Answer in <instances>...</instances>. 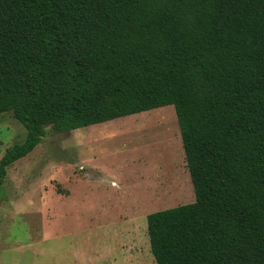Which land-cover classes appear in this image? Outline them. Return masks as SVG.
<instances>
[{"label": "trees", "instance_id": "1", "mask_svg": "<svg viewBox=\"0 0 264 264\" xmlns=\"http://www.w3.org/2000/svg\"><path fill=\"white\" fill-rule=\"evenodd\" d=\"M172 106L194 202L146 217L155 264H264V0H0V159Z\"/></svg>", "mask_w": 264, "mask_h": 264}, {"label": "rangeland", "instance_id": "2", "mask_svg": "<svg viewBox=\"0 0 264 264\" xmlns=\"http://www.w3.org/2000/svg\"><path fill=\"white\" fill-rule=\"evenodd\" d=\"M0 115V159L24 142ZM172 106L55 134L6 169L0 264H155L146 217L193 203Z\"/></svg>", "mask_w": 264, "mask_h": 264}, {"label": "crops", "instance_id": "3", "mask_svg": "<svg viewBox=\"0 0 264 264\" xmlns=\"http://www.w3.org/2000/svg\"><path fill=\"white\" fill-rule=\"evenodd\" d=\"M118 120V119H117ZM87 128H89V127H87ZM87 128H84V129H87Z\"/></svg>", "mask_w": 264, "mask_h": 264}]
</instances>
